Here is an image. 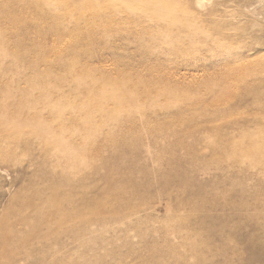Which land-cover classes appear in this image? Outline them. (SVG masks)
Wrapping results in <instances>:
<instances>
[{"label":"rangeland","instance_id":"obj_1","mask_svg":"<svg viewBox=\"0 0 264 264\" xmlns=\"http://www.w3.org/2000/svg\"><path fill=\"white\" fill-rule=\"evenodd\" d=\"M46 1L0 0V264H264V0H210L196 82L161 4Z\"/></svg>","mask_w":264,"mask_h":264},{"label":"bare ground","instance_id":"obj_2","mask_svg":"<svg viewBox=\"0 0 264 264\" xmlns=\"http://www.w3.org/2000/svg\"><path fill=\"white\" fill-rule=\"evenodd\" d=\"M81 2H83L82 3L83 6L81 8H79L80 12H84V13L85 12L105 13L106 15L119 14V13L124 12L125 10H129V3H131V5H132L133 2H135V3L138 2V4H139V2H141V3L144 2V3H148V4L152 3L153 6L155 5L153 3L161 4V10L159 12L162 15V19H163L164 26H165V28H164V37H165L164 43L165 44L164 45L166 48L178 47L179 52H187V55L189 56L188 58L185 55H182L180 57L181 67L184 71L187 70L188 67H190L191 63L195 64L197 61V55L200 51V47L198 46V43L200 41L199 39L203 38L205 40H208V38L211 35H213V36L215 35V34H211L213 32H211L210 29H208L206 26L202 25V23H201L202 21H206V19H208L212 16V13L209 11L211 8L209 9V4H208L210 2V0H90V1L81 0ZM86 2H88V3H86ZM140 7H142V6H140ZM144 7H145V5H144ZM156 7H157V5H156ZM212 9H214V8H212ZM47 10H49V9L47 8ZM139 10L140 9H138V12H141ZM148 10H149V8H148ZM151 10H153V9H151ZM157 10H159V8H157ZM132 11L134 12V10H132ZM145 11L146 10L144 9V12ZM76 12H78V11H76ZM130 13H132V12H130ZM135 13H136V10H135ZM143 14H145V13H143ZM151 14H153V13H151ZM189 15L193 16V17L191 16L192 19L195 18L194 21L191 20L192 21L191 23L188 21ZM142 16H144V15H142ZM185 33L190 34L189 37L187 36L188 37L187 39L184 38L185 35H183V37L181 36L182 34H185ZM213 36H211V37H213ZM219 41H220V38H219ZM214 43L215 42H213V46H215ZM0 49H1V47H0ZM0 51H2V50H0ZM2 54L5 55L4 52ZM220 56H222V55H220ZM211 58H212V60H215V59L219 60V58L217 56L208 57V59H211ZM181 77H183L185 80L190 78L191 82H196L197 79L199 78V71L197 70L196 66H194L193 68H189V70H187V73H185L184 75H181ZM193 93H194V91H193ZM2 114H3V112L0 113V120L3 117ZM49 132H51V131H49ZM53 134H55V133H53ZM57 137H59V136L57 135L56 138ZM55 141L56 140H54V142ZM69 160H71V159H69ZM79 199L82 200L81 197H79ZM70 201H71V199L64 194V196H58L55 199L53 198V205L55 206L57 204H65V203H69ZM65 218H67V217H63L62 219L59 217V219H57L56 221H58V223H60L61 220H65ZM55 219H56V217H55ZM75 233H76V231H75Z\"/></svg>","mask_w":264,"mask_h":264}]
</instances>
